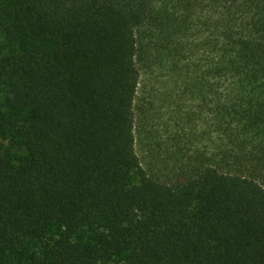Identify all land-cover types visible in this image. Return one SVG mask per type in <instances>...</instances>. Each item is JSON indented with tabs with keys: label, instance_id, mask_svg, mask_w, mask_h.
I'll return each instance as SVG.
<instances>
[{
	"label": "trees",
	"instance_id": "obj_1",
	"mask_svg": "<svg viewBox=\"0 0 264 264\" xmlns=\"http://www.w3.org/2000/svg\"><path fill=\"white\" fill-rule=\"evenodd\" d=\"M208 3L0 0V264H264V0ZM156 53L214 133L174 183L136 151Z\"/></svg>",
	"mask_w": 264,
	"mask_h": 264
},
{
	"label": "rangeland",
	"instance_id": "obj_2",
	"mask_svg": "<svg viewBox=\"0 0 264 264\" xmlns=\"http://www.w3.org/2000/svg\"><path fill=\"white\" fill-rule=\"evenodd\" d=\"M181 1L199 2L202 8L195 9L198 14L204 11L201 13L204 16L210 0ZM178 8L181 10V5ZM6 44L0 24V54L5 52ZM197 58L198 54L189 53L182 63L194 62ZM140 69L136 151L142 167L150 176L174 183L185 172L199 166V153L209 155L213 152L214 133L209 129V113L203 108L195 89L191 88L192 81L177 82L167 56L156 53L151 60L141 63ZM190 71L193 75V70ZM8 151L16 163L29 156L27 147L16 144L11 135L0 133V153ZM133 179L138 180L137 173ZM30 249L45 252V247L39 243L30 245Z\"/></svg>",
	"mask_w": 264,
	"mask_h": 264
}]
</instances>
